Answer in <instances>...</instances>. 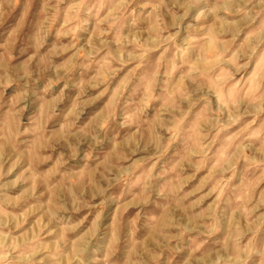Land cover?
I'll return each mask as SVG.
<instances>
[{"label": "rangeland", "instance_id": "1", "mask_svg": "<svg viewBox=\"0 0 264 264\" xmlns=\"http://www.w3.org/2000/svg\"><path fill=\"white\" fill-rule=\"evenodd\" d=\"M0 264H264V0H0Z\"/></svg>", "mask_w": 264, "mask_h": 264}]
</instances>
